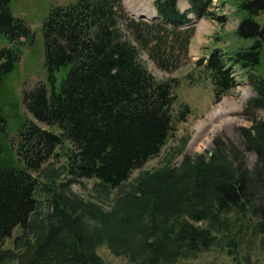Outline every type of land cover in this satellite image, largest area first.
Instances as JSON below:
<instances>
[{
  "label": "trees",
  "instance_id": "1",
  "mask_svg": "<svg viewBox=\"0 0 264 264\" xmlns=\"http://www.w3.org/2000/svg\"><path fill=\"white\" fill-rule=\"evenodd\" d=\"M178 1L155 0L158 16L151 20L130 15L123 0H77L52 7L42 23L48 82L24 90L26 116L9 78L18 68L22 46L33 44L35 33L14 15L12 0H0V35L8 41L0 48V264L14 254L3 247L14 229L28 233L34 228L31 218L38 208L39 179L33 173L58 154V148L69 143L67 184L96 179L109 189L127 182L134 169L161 151L174 129L177 81L158 79L143 55L172 72L187 57L194 19L225 20L211 11L214 0H188L190 7L184 11ZM239 8L246 15L236 33L254 40L252 45L234 52L215 47L208 57L197 60L210 73L218 97L237 86L234 68L250 71L264 57V24L257 19L264 13V0H240ZM249 76L262 95L256 102L264 106V80L253 72ZM11 128L18 134L16 149ZM256 130L249 140L264 163V123ZM198 159H186L181 173L168 170L145 180L140 198L154 212L151 226L143 225L144 215L136 214V209H145L139 199L134 211L127 207L128 200L135 199L132 195L125 211L117 214L115 209L107 215L100 211L107 220L90 228L70 217L68 198L57 193L48 224L37 232V242L27 241V251L17 253L18 264H107L97 251L104 241L135 264H176L180 256L217 239L212 228L179 225L177 217L186 213L219 227L226 225L223 210L248 208L262 216L264 231V207L258 212L251 205L257 186L249 172L242 165L234 168L220 151L209 162ZM260 170L264 176V167ZM138 235L145 236V248H135Z\"/></svg>",
  "mask_w": 264,
  "mask_h": 264
},
{
  "label": "rangeland",
  "instance_id": "2",
  "mask_svg": "<svg viewBox=\"0 0 264 264\" xmlns=\"http://www.w3.org/2000/svg\"><path fill=\"white\" fill-rule=\"evenodd\" d=\"M75 1L77 0H12L14 15L22 17L35 33L33 44L26 43L22 46L24 52L18 68L9 78L14 87V93L20 98V103L25 89L31 90L40 83L48 82L47 71L43 66V20L52 7ZM123 3L130 15L155 12L154 0H123ZM239 3L240 0H214L211 11L225 17V20H217L210 16L196 19L187 57L174 71L169 72L158 68L147 55H143L149 69L158 79L175 78L177 81V99L173 106L174 129L161 151L148 159L143 166L134 169L127 182L118 188L109 189L101 186L96 179L83 178L67 184L69 176L66 164L69 143H66L63 148H58V154L48 159L39 171L33 173L39 179L38 208L31 218L34 228H31L32 231L28 233H25L21 227L14 229L12 236L3 246L13 249L14 254L2 264H18L19 257L16 255L17 253L22 255L27 251L29 248L27 241L37 242L39 239L37 232L42 231L43 223L48 224L47 217L54 211L52 201L57 197V193L68 198L67 207L70 217L80 218L81 223L90 228L102 226L107 220L104 215L113 213L115 209L117 214L121 212L131 195L135 199L128 200L129 209L134 211L140 204L139 201L144 203L140 197L143 196L145 180L148 177L168 170L181 173L186 159L199 161L198 158H200L209 162L218 151L234 168L242 165L241 169L249 172L257 186L251 205L257 207L258 212L261 209L259 207H264V176L260 170L264 167V163L260 153L251 148L249 140L251 139L249 136L256 135L257 125L264 123V106L256 102L262 95L249 76L250 72H253L257 74L259 80H264V57L261 64L250 71L240 70L239 67L234 68V76L238 84L221 97L216 94L210 73L197 64L199 58L207 55L215 47L234 52L252 45L254 40L242 38L236 33L241 19L246 15L240 10ZM179 5L184 10L189 4L186 0H181ZM257 19L264 24V13L257 16ZM7 43L6 37L0 35V48ZM10 86L7 87L8 90ZM245 91L249 94L246 97ZM4 92H6L7 100L10 101L8 91L5 89ZM227 99L241 103L239 111L232 116L237 123L232 128H226L219 133L209 129L199 134V126L202 123L207 122L208 126L212 127L208 117ZM20 109L22 114L28 115L23 102ZM182 112L185 113L184 116ZM53 129L58 130L56 127ZM11 130L10 139L14 138L13 148L16 149L17 130L13 128ZM212 197L213 191L210 192L208 200ZM144 207V212L138 208L136 214L144 215L143 225L151 226L154 223V212L146 205ZM100 211L104 215H100ZM98 214L99 217L95 218L94 216ZM260 216L248 208L243 211L235 208L225 209L221 212V217L226 225L215 227L216 225H212L210 220H194L189 214H182L179 218L177 217L179 225L187 222L198 227L212 228L217 239L196 253L180 256L176 264H264V231L260 226L262 220ZM155 220L158 219L155 218ZM177 228H179L178 225ZM17 239L18 245L15 243ZM134 244L135 248H145L147 240L145 236L138 235L134 239ZM97 251L107 264H135L125 254L116 253L108 241L101 242L97 246Z\"/></svg>",
  "mask_w": 264,
  "mask_h": 264
},
{
  "label": "bare ground",
  "instance_id": "3",
  "mask_svg": "<svg viewBox=\"0 0 264 264\" xmlns=\"http://www.w3.org/2000/svg\"><path fill=\"white\" fill-rule=\"evenodd\" d=\"M244 94L245 97L249 95L247 91H245ZM240 108L241 103L239 104L238 102H234L229 99L224 100L208 117V121L210 122L212 127H209L207 122L202 123L199 126V134L200 132L202 134L204 131L209 129L212 132L219 133L226 128H232L237 123V120L232 118V116L235 115Z\"/></svg>",
  "mask_w": 264,
  "mask_h": 264
},
{
  "label": "water",
  "instance_id": "4",
  "mask_svg": "<svg viewBox=\"0 0 264 264\" xmlns=\"http://www.w3.org/2000/svg\"><path fill=\"white\" fill-rule=\"evenodd\" d=\"M142 16H144V14Z\"/></svg>",
  "mask_w": 264,
  "mask_h": 264
}]
</instances>
